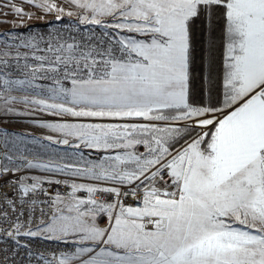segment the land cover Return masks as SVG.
Wrapping results in <instances>:
<instances>
[{
    "label": "snow or ice",
    "instance_id": "6c2138e0",
    "mask_svg": "<svg viewBox=\"0 0 264 264\" xmlns=\"http://www.w3.org/2000/svg\"><path fill=\"white\" fill-rule=\"evenodd\" d=\"M0 25V264H264V0Z\"/></svg>",
    "mask_w": 264,
    "mask_h": 264
},
{
    "label": "rangeland",
    "instance_id": "374dc122",
    "mask_svg": "<svg viewBox=\"0 0 264 264\" xmlns=\"http://www.w3.org/2000/svg\"><path fill=\"white\" fill-rule=\"evenodd\" d=\"M0 27H8V26L7 25H0ZM9 127L23 129V128H26V125H24L23 123H19V124L14 123L12 125H9ZM28 130L34 131L37 135L40 134V130H38V129H28Z\"/></svg>",
    "mask_w": 264,
    "mask_h": 264
},
{
    "label": "crops",
    "instance_id": "0c3cea01",
    "mask_svg": "<svg viewBox=\"0 0 264 264\" xmlns=\"http://www.w3.org/2000/svg\"><path fill=\"white\" fill-rule=\"evenodd\" d=\"M7 27H0V31L5 30Z\"/></svg>",
    "mask_w": 264,
    "mask_h": 264
}]
</instances>
